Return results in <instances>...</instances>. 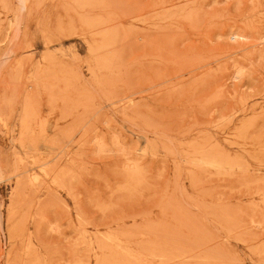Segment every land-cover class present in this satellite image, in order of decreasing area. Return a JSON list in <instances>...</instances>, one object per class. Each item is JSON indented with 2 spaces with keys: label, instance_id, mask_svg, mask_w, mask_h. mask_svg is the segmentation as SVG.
<instances>
[{
  "label": "rangeland",
  "instance_id": "obj_1",
  "mask_svg": "<svg viewBox=\"0 0 264 264\" xmlns=\"http://www.w3.org/2000/svg\"><path fill=\"white\" fill-rule=\"evenodd\" d=\"M23 2L0 264H264V0Z\"/></svg>",
  "mask_w": 264,
  "mask_h": 264
},
{
  "label": "bare ground",
  "instance_id": "obj_2",
  "mask_svg": "<svg viewBox=\"0 0 264 264\" xmlns=\"http://www.w3.org/2000/svg\"><path fill=\"white\" fill-rule=\"evenodd\" d=\"M20 1H21L22 3H24V2H23L24 0H20ZM35 179H36V178H35Z\"/></svg>",
  "mask_w": 264,
  "mask_h": 264
}]
</instances>
